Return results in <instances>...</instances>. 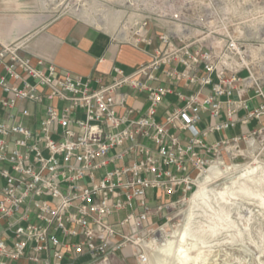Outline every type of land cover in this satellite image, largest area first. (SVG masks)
Returning <instances> with one entry per match:
<instances>
[{
	"label": "built area",
	"instance_id": "obj_1",
	"mask_svg": "<svg viewBox=\"0 0 264 264\" xmlns=\"http://www.w3.org/2000/svg\"><path fill=\"white\" fill-rule=\"evenodd\" d=\"M243 1L147 0L133 43L157 40L152 59L132 74L115 66L109 83L34 61L21 43L0 47V264L29 252L41 263L44 251L57 262L67 251L108 261L127 246L149 262L152 221L186 202L225 149L238 154L241 140L264 131L211 140L264 116V12ZM153 19L200 36H153ZM129 90L145 97V111Z\"/></svg>",
	"mask_w": 264,
	"mask_h": 264
},
{
	"label": "rangeland",
	"instance_id": "obj_2",
	"mask_svg": "<svg viewBox=\"0 0 264 264\" xmlns=\"http://www.w3.org/2000/svg\"><path fill=\"white\" fill-rule=\"evenodd\" d=\"M40 6H49L54 18L71 14L111 26L143 19L149 11L147 0H40ZM239 146L238 154L225 149L216 159L213 170L220 174L208 181L209 173L204 175L186 202L152 221L147 264H264V131ZM202 188L195 203L192 197Z\"/></svg>",
	"mask_w": 264,
	"mask_h": 264
},
{
	"label": "crops",
	"instance_id": "obj_3",
	"mask_svg": "<svg viewBox=\"0 0 264 264\" xmlns=\"http://www.w3.org/2000/svg\"><path fill=\"white\" fill-rule=\"evenodd\" d=\"M243 2V4L240 3L239 7L248 8L249 5L251 8L264 12V0H244ZM49 13L50 7H41L40 0H0V47L4 44L21 42L23 44L21 52L31 56L34 61L42 58L47 62L56 64L64 71L85 77H101L104 82L109 83L115 75V66H120L127 73L132 74L140 64L152 59L154 46L158 45L157 40L151 46L144 44L137 46L133 43L134 31L137 26L135 22L145 19H142L141 15L130 18V21L124 25L111 26L71 16V14L54 18ZM186 20L190 21V19ZM172 25L173 27H169L162 20H152L149 25L150 34L156 36V33L162 30L180 32L178 30L185 28L186 34L189 33V36H200L198 31L187 26V24L176 21ZM262 27L264 26L262 25ZM262 27L259 28L260 38L258 37L262 43V48L259 47L256 56L261 60L260 65L264 68V40L261 39L264 28ZM252 36L251 32L249 37ZM260 70L263 72L262 69ZM244 74L246 72L242 71L241 75ZM182 85L183 82L179 84L180 87ZM2 93L0 87V100ZM129 93L131 94L129 103L145 111L148 106L145 97L130 90ZM260 100L261 98L258 97L249 100L250 107H254ZM166 103L176 104L177 98L170 96ZM161 111L163 112L164 108ZM204 117L207 118V114ZM254 122H256L254 127H251V123ZM206 125L207 119L201 124V127ZM261 126H264V116L261 121L253 120L246 125L239 124L236 128L223 134H214V140L222 137L232 138L247 132L253 133L256 128ZM183 134L187 133L184 132ZM250 136H254V134ZM211 140L213 139L211 138ZM244 140L246 139L241 140V142ZM152 193L151 197L155 195L156 199H167L159 191H156L154 195ZM62 239L65 240L64 237ZM32 254L29 252L27 256L18 260H9L7 264H45L46 261L51 264H141L137 252L132 246L113 252L108 261L94 259L88 255L77 257L71 251H67L65 258L57 262L52 251H44L41 253L44 261L36 263L30 257Z\"/></svg>",
	"mask_w": 264,
	"mask_h": 264
},
{
	"label": "bare ground",
	"instance_id": "obj_4",
	"mask_svg": "<svg viewBox=\"0 0 264 264\" xmlns=\"http://www.w3.org/2000/svg\"><path fill=\"white\" fill-rule=\"evenodd\" d=\"M218 174H220V170L219 169H216V170H213V167L210 169V172H209V175L206 177V180L208 181L209 179L213 178V177H216ZM201 184V183H200ZM206 185V184H205ZM202 186V185H201ZM207 186V185H206ZM204 187V186H203ZM205 188H202L200 190H198L192 197V200L196 203V201L202 197L203 195V192ZM157 242V241H155ZM156 244V243H155ZM157 248H160V247H157Z\"/></svg>",
	"mask_w": 264,
	"mask_h": 264
}]
</instances>
